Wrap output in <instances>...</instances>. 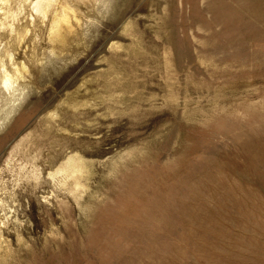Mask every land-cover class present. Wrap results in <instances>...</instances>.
Masks as SVG:
<instances>
[{"label":"rangeland","instance_id":"1","mask_svg":"<svg viewBox=\"0 0 264 264\" xmlns=\"http://www.w3.org/2000/svg\"><path fill=\"white\" fill-rule=\"evenodd\" d=\"M0 58V264H264V0H0Z\"/></svg>","mask_w":264,"mask_h":264},{"label":"bare ground","instance_id":"2","mask_svg":"<svg viewBox=\"0 0 264 264\" xmlns=\"http://www.w3.org/2000/svg\"><path fill=\"white\" fill-rule=\"evenodd\" d=\"M9 59L11 62H13V57L12 55H9ZM14 66V63H11ZM0 70H1V74H2V83L4 84V86L6 88H10L13 85L14 82V75H12V73L9 71V69L7 68L6 63L0 58ZM15 73L18 74L19 73V69L15 67ZM1 82V81H0ZM8 90V89H7ZM1 204V203H0Z\"/></svg>","mask_w":264,"mask_h":264}]
</instances>
